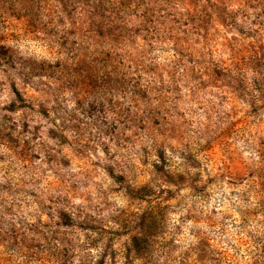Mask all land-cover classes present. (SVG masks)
<instances>
[{"label":"rangeland","instance_id":"374dc122","mask_svg":"<svg viewBox=\"0 0 264 264\" xmlns=\"http://www.w3.org/2000/svg\"><path fill=\"white\" fill-rule=\"evenodd\" d=\"M22 1L0 11V264H123L145 213L264 264V0Z\"/></svg>","mask_w":264,"mask_h":264},{"label":"trees","instance_id":"16d2710c","mask_svg":"<svg viewBox=\"0 0 264 264\" xmlns=\"http://www.w3.org/2000/svg\"><path fill=\"white\" fill-rule=\"evenodd\" d=\"M22 0H0V11L9 6L15 11ZM83 15L102 16L107 10L100 6L83 9ZM140 232L132 236L122 247L123 264H228L221 253L210 243L200 242L196 246L182 249L174 241L159 238V226L152 214L145 213L141 217ZM259 239V238H258ZM105 264V261H102ZM111 264H118L113 259Z\"/></svg>","mask_w":264,"mask_h":264}]
</instances>
